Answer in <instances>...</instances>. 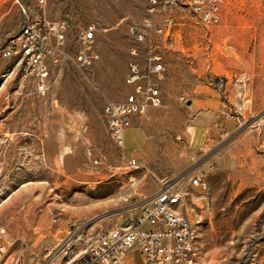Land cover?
<instances>
[{
	"label": "rangeland",
	"instance_id": "374dc122",
	"mask_svg": "<svg viewBox=\"0 0 264 264\" xmlns=\"http://www.w3.org/2000/svg\"><path fill=\"white\" fill-rule=\"evenodd\" d=\"M148 8V0H0V264H46V248L78 230L87 245L129 224L163 183L187 185L203 168L208 187L195 188L200 199L184 208L201 261L264 264V0H225L211 26L184 5L174 9L163 77L151 76L162 104L132 116L123 148L106 132L104 106L134 91L126 81L131 49L145 45L129 27L144 28ZM42 21L65 22L71 54L83 30L102 24L98 58L53 66L45 94L3 55L22 27ZM138 60L145 69V56ZM213 92L227 121L197 150L180 134L187 101Z\"/></svg>",
	"mask_w": 264,
	"mask_h": 264
},
{
	"label": "built area",
	"instance_id": "2783aa9c",
	"mask_svg": "<svg viewBox=\"0 0 264 264\" xmlns=\"http://www.w3.org/2000/svg\"><path fill=\"white\" fill-rule=\"evenodd\" d=\"M149 17L145 27L131 25L129 34L137 43L145 45L131 49L127 83L134 86L123 102H108L104 117L111 139L125 148L126 130L135 113H144L150 107L162 104L158 82L151 76L163 77L165 65L163 50L165 39L175 23L173 11L184 5L204 25H216L221 20L225 0H148ZM44 3L45 0H40ZM102 24H90L79 35V48L71 54L66 50L65 22L50 24L47 21L29 22L3 49L5 57H14L21 64L24 78L33 79L37 89L45 94L50 87L49 77L53 66L72 61L82 66L91 65L97 58L96 32ZM145 56L147 67L141 68L138 57ZM88 155L92 151L88 149ZM127 166H136L131 160ZM209 171L203 168L195 173L187 185L163 183L151 202L132 217L124 227H114L84 245L82 230L58 245L46 248V264H203L197 252V231L189 217L187 200L198 201L195 188L206 190ZM6 230L0 229V261L7 252Z\"/></svg>",
	"mask_w": 264,
	"mask_h": 264
},
{
	"label": "crops",
	"instance_id": "0c3cea01",
	"mask_svg": "<svg viewBox=\"0 0 264 264\" xmlns=\"http://www.w3.org/2000/svg\"><path fill=\"white\" fill-rule=\"evenodd\" d=\"M190 121L187 130L182 129L180 134L191 147L200 150L211 141V136L219 133L227 119L221 115V95L213 92L208 95L188 100ZM106 132L108 129L106 128Z\"/></svg>",
	"mask_w": 264,
	"mask_h": 264
},
{
	"label": "water",
	"instance_id": "95a60500",
	"mask_svg": "<svg viewBox=\"0 0 264 264\" xmlns=\"http://www.w3.org/2000/svg\"><path fill=\"white\" fill-rule=\"evenodd\" d=\"M263 115V114H262ZM261 117V116H260Z\"/></svg>",
	"mask_w": 264,
	"mask_h": 264
}]
</instances>
